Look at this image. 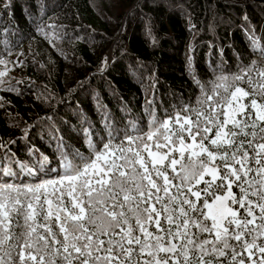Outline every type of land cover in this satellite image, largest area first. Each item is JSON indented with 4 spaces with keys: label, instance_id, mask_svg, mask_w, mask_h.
Masks as SVG:
<instances>
[{
    "label": "snow or ice",
    "instance_id": "obj_1",
    "mask_svg": "<svg viewBox=\"0 0 264 264\" xmlns=\"http://www.w3.org/2000/svg\"><path fill=\"white\" fill-rule=\"evenodd\" d=\"M10 7L4 2L0 12L12 16ZM228 7L240 9L245 50H234L228 63L209 43L201 72L190 41L184 67L199 90L195 105L160 111L153 83L141 121L131 126L106 105L103 119L88 127L82 113L79 129L60 118L57 106L75 89L60 97L46 84L9 77L7 65L25 61L22 42L5 40L0 85L18 96L22 83L35 89L34 102L45 114L31 124L10 117L24 125L18 139L25 142L26 160L11 152L16 140L0 138V264H264V28L251 23L247 5ZM45 8L37 5L30 17L35 35L29 38L38 36L68 59L57 45L72 36L64 25L45 23ZM138 11L137 3L123 13L117 36L126 34L125 20ZM144 16L151 35L152 17ZM0 34L19 32L0 25ZM116 44L127 55L122 41ZM13 48L20 49L16 59ZM116 59L115 51L105 55L77 87L102 76ZM50 63H39V70ZM94 99L99 102L98 94ZM7 103L0 98V107ZM78 132L77 147L70 141ZM30 133L46 138L50 151L30 144Z\"/></svg>",
    "mask_w": 264,
    "mask_h": 264
},
{
    "label": "trees",
    "instance_id": "obj_2",
    "mask_svg": "<svg viewBox=\"0 0 264 264\" xmlns=\"http://www.w3.org/2000/svg\"><path fill=\"white\" fill-rule=\"evenodd\" d=\"M4 2L11 3L9 12L12 16L0 12V25L10 26L11 31H18L19 34L7 38L0 34V48L5 40L9 44L22 42L24 55L20 59L25 61L23 66L8 64V76L15 81L31 79L37 85L46 84L60 97H64L69 89H75L57 108L58 116L77 129L80 121L76 117L81 113L88 118L83 127L102 120L103 105L117 120L123 119L130 126L141 121L146 96L150 98L153 94V83L154 107L158 105L160 111H179L181 105H195L199 90L184 67L188 43L191 41L197 45L201 72L207 70L201 61L209 43L213 45V54L221 49L228 63L233 62L234 50L242 52L247 46V38L240 29V9L228 5H247L251 23L264 28V11L260 7L264 5V0H0V7ZM41 3L46 5L45 23L64 25L72 36V39H65L57 45L68 59L38 36L29 38L35 35L30 17L38 14L37 5ZM137 3L142 11H138L135 18L126 19V34L117 36L119 25L125 19L123 13ZM144 13L152 17L151 35L145 30L147 17ZM49 17L53 19L49 20ZM189 20L195 25L194 31H189ZM117 40L122 41L127 55H121L116 50ZM18 51V48L12 49L11 59H16ZM113 51L117 59L114 64L109 62V70L77 87V81L95 72L100 60L105 55L111 56ZM73 56L78 59H73ZM34 58L37 66H33ZM5 59L8 57L5 56ZM45 61L52 63L46 65L45 71L39 70L38 64ZM3 69L4 65H0V70ZM153 75L154 81L141 80V77ZM204 79L210 80L211 77ZM20 88L24 94L18 96L0 85V98L8 102L7 106L0 107V138L16 140L11 152L20 160H26L25 142L18 139L23 135L20 128L24 125L17 127L16 120L10 117L18 114L19 118L31 124L37 114L43 116L45 112L42 105L34 102L35 89L25 90L28 85L23 83ZM94 94H98L99 102L94 99ZM143 119L146 121L148 117ZM79 136L82 133L78 132L70 141L77 147ZM29 143L45 153L50 151L46 138L41 141L37 135L30 133Z\"/></svg>",
    "mask_w": 264,
    "mask_h": 264
}]
</instances>
